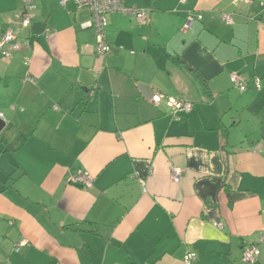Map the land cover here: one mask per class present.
I'll list each match as a JSON object with an SVG mask.
<instances>
[{
	"label": "crops",
	"instance_id": "1",
	"mask_svg": "<svg viewBox=\"0 0 264 264\" xmlns=\"http://www.w3.org/2000/svg\"><path fill=\"white\" fill-rule=\"evenodd\" d=\"M263 1L122 0L102 56L89 8L0 0V264H264Z\"/></svg>",
	"mask_w": 264,
	"mask_h": 264
},
{
	"label": "built area",
	"instance_id": "2",
	"mask_svg": "<svg viewBox=\"0 0 264 264\" xmlns=\"http://www.w3.org/2000/svg\"><path fill=\"white\" fill-rule=\"evenodd\" d=\"M60 4L64 5L68 0H59ZM77 8L87 7L91 12V26L95 32V52L98 55H107L111 52V46L106 40L105 30L108 23V15L120 13L123 15L133 16L138 21L146 20V10L138 9L136 7L125 6L122 0H73ZM238 3H250L251 0H235ZM23 12L19 15L20 26L28 28L32 21L31 10L34 8V0H21ZM261 8L264 10V1L261 2ZM221 19L226 24H232L234 22L231 13H222ZM193 17L189 15L186 20V24H190ZM24 46V43L19 40L12 31H6L2 35L0 41V53L5 59H9L14 52L20 51ZM29 59H25V63L28 64ZM231 82L236 85L240 90L246 87V81L240 79L237 74L230 75ZM255 85L258 87L257 80ZM95 86L89 90V96L94 94ZM167 105L170 107L171 112L175 115L178 111L188 112L191 110L192 104L176 97H168L166 100ZM0 118H2L0 114ZM181 170L177 167L170 169V178L177 182L180 177ZM70 184L80 185L84 188L90 187L92 184L91 178L84 173H79L74 177L68 179ZM220 226V224H217ZM261 239H264V229L260 232ZM20 243H24L23 241ZM19 243V244H20ZM259 254V248L257 244H249L243 247L242 258L247 262H252ZM196 258L194 252H187L183 259L182 264H191Z\"/></svg>",
	"mask_w": 264,
	"mask_h": 264
},
{
	"label": "water",
	"instance_id": "3",
	"mask_svg": "<svg viewBox=\"0 0 264 264\" xmlns=\"http://www.w3.org/2000/svg\"><path fill=\"white\" fill-rule=\"evenodd\" d=\"M6 122L4 119L0 118V132L5 128ZM80 186V185H78Z\"/></svg>",
	"mask_w": 264,
	"mask_h": 264
}]
</instances>
